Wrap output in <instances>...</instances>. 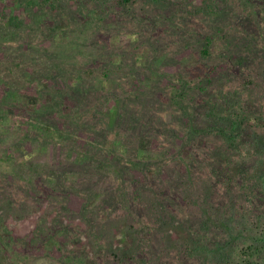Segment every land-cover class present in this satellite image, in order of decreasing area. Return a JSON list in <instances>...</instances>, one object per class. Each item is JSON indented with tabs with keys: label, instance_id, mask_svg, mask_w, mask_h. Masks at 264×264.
I'll return each instance as SVG.
<instances>
[{
	"label": "rangeland",
	"instance_id": "374dc122",
	"mask_svg": "<svg viewBox=\"0 0 264 264\" xmlns=\"http://www.w3.org/2000/svg\"><path fill=\"white\" fill-rule=\"evenodd\" d=\"M202 1L131 0L126 6L115 0H101L97 5L93 0H58L49 12L37 6L28 8V0H0V156L5 160L0 162V264H201L198 256L186 262L180 258L182 252L167 248L171 242L147 229L141 230V237L152 236L156 245L146 244V250L132 259L113 257L111 244L115 245L117 227L123 222H89L80 213L83 206L91 208L97 201L92 188L104 185L99 182L101 177L97 180L101 171L91 160L75 161L76 150L83 148L74 143L81 135L79 125L67 124L70 138L50 139L45 148L29 156L12 145L23 134L19 124L31 112L29 104L37 106L45 96L50 101L49 85L64 88L76 81L77 74L89 82L110 69V87L131 97L133 112L140 105L138 124L148 122V132L131 141L144 150L142 160L148 161L133 168L130 159L138 157L120 153L113 159L123 174L116 187L126 191L125 196L141 184L148 185L152 195L166 191L174 197L173 213L167 217L182 210L175 217L192 221L198 205L185 207L168 181L171 171L180 175L185 169L173 165L174 156H188L186 144L190 142L182 133L186 124L183 108L187 105L191 112L195 106L201 107V98L212 100L215 91L224 90L247 96L252 110L264 109V0H234L235 7L220 15L197 11ZM258 32L261 35H253ZM206 35L215 40L209 45L210 54L203 57L199 50ZM70 43L73 47L68 50ZM230 52L236 56L233 60L224 57ZM43 77L46 80L40 89ZM174 86L184 90L186 98L181 103L173 99ZM51 107L57 108L55 103ZM137 128L143 130L140 125ZM84 130L98 137L93 128ZM34 136L41 137L31 129L29 137ZM216 142L214 139L211 145ZM26 144L30 149L38 147V143ZM205 145L204 138L197 140L195 157L201 156L200 148ZM8 148L14 158L6 154ZM154 150L157 158H152ZM149 164L155 169L150 170ZM206 171L202 176L215 180L213 168ZM42 186L62 195L52 190L53 195L48 196L39 190ZM28 193L37 199L29 198ZM61 197L65 208H61ZM52 199L60 206L50 202ZM120 200L117 209L122 212L125 200ZM113 223L116 231L111 237ZM63 224L70 231L60 234L61 245L54 247L48 239ZM140 257L145 260L138 261Z\"/></svg>",
	"mask_w": 264,
	"mask_h": 264
},
{
	"label": "trees",
	"instance_id": "16d2710c",
	"mask_svg": "<svg viewBox=\"0 0 264 264\" xmlns=\"http://www.w3.org/2000/svg\"><path fill=\"white\" fill-rule=\"evenodd\" d=\"M48 1L50 0H28L26 6L28 8L37 6L50 12L58 5L56 3L58 0H53L51 4ZM93 1L95 5L101 2V0ZM103 1L105 3L110 0ZM115 1L126 6L131 2V0ZM208 1L203 0L197 11L202 9L203 12L220 15L224 9L230 11L229 8L233 9L236 5L234 0H221L218 3L214 0ZM252 32H255V29ZM259 34L261 35V32L253 35L259 36ZM213 40L215 38L211 35L204 36L199 50L201 56L206 57L210 54L209 45ZM251 45L252 42L249 41L248 46ZM67 47L70 50L73 43L68 44ZM230 53L228 55L226 53L224 57L233 60L236 56L233 52ZM235 63L236 61L230 66ZM112 72L110 69L108 72L103 71L96 80L91 79L89 82L85 81L82 75L77 74L76 81L66 84L64 88L62 86L53 88L49 85L50 101L46 102L44 95L45 100L42 99L37 106L29 104L31 112L28 116L21 117L19 125L23 134L12 145L13 148L20 154L29 156L40 151V148H45L47 142L52 139L56 142L63 135L70 138L71 132L69 127H66L67 124L79 125L81 135L77 136L74 143L83 148L76 150L75 161L83 163L91 160L101 171L100 173L98 171L97 180L101 177L99 182H103L104 185V188H92L91 194L95 192L97 201L91 208L83 206L80 213L88 217L89 222H99V224L123 222L117 227L116 235L114 223L109 226L111 228L109 235L111 237L115 235V245L111 244L114 258L131 257L132 259L146 250V244L156 245L157 242L152 240V236L141 237V230L147 229L158 232L165 241L171 242L167 248L171 246L182 252L180 258L186 262L197 259L198 256L201 264H264L263 107L252 110L246 101L247 96H242L238 91L219 90L215 91L212 100L201 98V107L196 108L197 105L191 112L189 106L183 108L186 124L182 133H186L187 142H190L186 144L188 156H174L173 165L177 168L178 165H182L185 169L180 175L176 174L178 177H175L176 175L171 171V178L168 179L170 184L172 183L171 186L176 187L180 193L185 207L198 205L196 216L192 215V221L183 222L175 217L182 215L180 213L182 210L175 211L171 218L167 217L168 213H173L174 197L168 196L166 191L152 195L149 194L148 185L141 184L125 196L126 191H119L116 187L119 180H122L118 177L119 174H123L120 172V166L115 164L113 159H118L120 153L138 157L131 158L132 162L130 159L133 168H140L145 165V161L146 163L148 161L142 160L146 156H143L144 150L140 149L137 143H131L132 138L136 140L140 134L148 132L145 130L148 122L145 119L138 124L137 120L142 118L140 105L137 112H133L132 103H129L131 97L129 95L123 97V94L117 93L113 86L110 87L108 77ZM261 73L264 74L263 70ZM44 79L46 80V77L41 79L40 89L43 87L41 85H44ZM172 89L177 91L173 99L183 102L186 96L181 91L184 90L179 86H174ZM14 93L17 95V92ZM54 103L56 109L51 107ZM134 123L135 126L131 127ZM138 125L143 127V130L139 131ZM92 128L98 133L97 138H93V133H86L84 130ZM31 129L41 137L37 139L34 136L31 139L29 137ZM45 138L48 140L45 143L41 142ZM200 138L205 139L206 145L200 148L203 149L200 150L201 156L195 157L194 145ZM214 139L218 142L211 145ZM28 141L33 144L38 143V147L30 149L26 144ZM99 141L100 148H98ZM22 148L25 149L24 152ZM12 151L8 148L6 154L12 156ZM152 154V158L158 157L156 150ZM16 157L19 158L20 155ZM3 160L4 158L0 156V162ZM194 164H197L196 168L193 167ZM148 167L150 170L155 169L152 164ZM104 168L107 169L106 172L102 171ZM210 168L214 170L215 180L202 176L201 172H207L206 170ZM35 172L39 173L38 167ZM39 190L48 196L52 194V190L56 191L54 192L56 194H61L57 189L45 186L39 187ZM27 195L29 198L37 199L34 194ZM128 195H132V198L129 199ZM121 198L125 201L122 212H119L117 207ZM61 200L62 197L59 200L62 204L61 208H65L64 200ZM50 202L60 206L54 199ZM91 212L95 213L93 218L90 217ZM184 216L189 217L186 214ZM61 226L60 232L48 239L54 247L61 245L60 234L70 231L68 225ZM178 241L179 244L176 245ZM144 257L138 258V261H144Z\"/></svg>",
	"mask_w": 264,
	"mask_h": 264
}]
</instances>
